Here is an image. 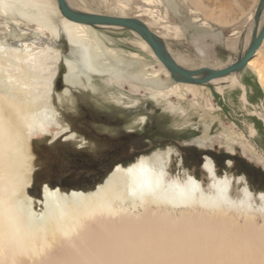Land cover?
<instances>
[{
	"label": "bare ground",
	"instance_id": "bare-ground-1",
	"mask_svg": "<svg viewBox=\"0 0 264 264\" xmlns=\"http://www.w3.org/2000/svg\"><path fill=\"white\" fill-rule=\"evenodd\" d=\"M66 1L78 13L103 15L80 7L78 3L85 4L86 0ZM112 1L99 0L119 10L120 15L110 17L131 19L127 16L131 0H116L115 5ZM183 1L192 4L190 14L194 22H202L201 27L206 30L209 22L227 27L245 18L247 24L251 23L249 29L254 32L245 53L264 23L261 0H234L239 12L236 15L232 13L236 8L228 13L221 9L216 15L214 10H206L202 0ZM175 2L146 0L145 3L166 5L168 9L174 8ZM254 5L258 6L253 9ZM167 9L165 14L144 10L153 22L141 19L139 14L132 18L158 35L180 67L190 71L220 70L234 63L219 68L205 65L189 68L190 58L174 53L164 40L170 34L185 38L181 27L171 23ZM7 19L16 20L19 27L25 24L26 30L31 29L37 37L28 39L25 32L9 43V37H16V32L6 25L0 27V36H5L0 37V264H264V223L259 224L254 214V211L260 216L259 212L264 213V194H259L261 204L256 205L253 192L244 186L241 198L233 199L231 189L235 180L226 175L219 177L215 162L208 156L203 167L210 181L208 189L189 173L183 178L170 174L173 153L169 149L141 156L128 165H117L89 191H65L46 184L40 200L36 201L30 193L36 161L33 145L51 143L70 129L55 104L54 92L60 81L70 87L97 91L94 84L97 77H107L109 85H121L129 76L134 81L130 83L132 91L138 94L144 90L142 84L160 85V77L164 76L174 82L171 88L152 86L150 91L157 102L166 101V106L178 117L186 113L185 107L181 101L172 103V96L185 100L187 92L196 98L198 87L203 85L215 86L220 94L239 88L243 104L251 106L254 114L264 121V113L249 103L241 77L247 68L252 69L264 90V60L260 62V57L264 58V41L244 71L201 85L174 81L137 32L121 26L76 23L62 15L57 0H0V20ZM155 25L164 32L154 31ZM107 30H128L133 45L152 59L157 69H145L144 58L137 52L125 54L123 50L110 48L108 42L112 40L104 34ZM221 36V32L214 34V38ZM59 41L77 56H65L57 46ZM194 44L202 56L204 48L196 40ZM236 44V40L232 41L229 48ZM70 92L67 88L58 101L62 102ZM107 98L120 102L108 92ZM142 120L145 119L137 118L134 124ZM182 120L185 123L184 117ZM129 169H133L131 175ZM133 175L137 177L135 187L131 182Z\"/></svg>",
	"mask_w": 264,
	"mask_h": 264
},
{
	"label": "rangeland",
	"instance_id": "rangeland-1",
	"mask_svg": "<svg viewBox=\"0 0 264 264\" xmlns=\"http://www.w3.org/2000/svg\"><path fill=\"white\" fill-rule=\"evenodd\" d=\"M114 1L113 5L116 3V0ZM176 1L174 8L167 9L166 5H148L146 0H131V10L127 11V16L132 18L139 14L138 16L142 15L141 19L153 22L150 16L144 14V10L151 9L165 14L167 9L171 23L181 27L185 38L179 39L170 34L172 38L169 36L164 40L174 53H181L190 58L189 68L203 65L216 68L229 66L244 55L249 37L251 38L254 32V29H249L252 24H247L245 18L227 27L209 22L206 30L201 27L202 22H194V16L190 14L193 8L190 2ZM202 3L208 12L214 10L216 15L220 14L221 9L228 13L236 8L232 12L233 15L239 13L234 0H202ZM78 4L106 16L120 15L119 10L103 5L99 0H86L85 4ZM257 6L254 5L253 9ZM203 18L205 17L202 13ZM15 21L0 20V27L6 25L12 32H16V37H9V43L19 39L25 32L28 39L37 37L31 29L26 30L25 24L19 27ZM153 30L164 32L159 25L153 26ZM219 32L222 34L221 38H214V34ZM233 32L238 34L234 36ZM104 34L114 42H108L110 48L123 50L125 54L137 52L144 58L146 65L142 66L146 67L145 69H157L156 63L133 45V37L128 30H107ZM193 39L204 48L202 56L197 52ZM234 40L237 44L231 49L229 45ZM57 46L68 58H73L71 55L77 56L66 48L62 41H59ZM204 50L206 57H203ZM263 60L264 58L260 57V62ZM243 73L241 75L248 91L249 103L264 113V90L256 73L252 69ZM106 79L107 77L94 79L97 91L85 90L79 86L70 87L65 85L63 80L55 88L56 108L63 114L65 123L86 139L90 146L82 149L77 142L70 141H59L55 144L43 141L33 145L36 161L30 193L36 201L41 199L42 187L46 184L65 191H89L101 183L117 165H128L141 156H153L157 152L171 149L173 156L168 169L173 177L180 175L183 178L189 173L201 180L208 189L210 181L203 170L208 156L215 162L219 177L226 175L235 180L231 189L233 199H240L243 187L247 186L253 192L254 203L261 204L258 196L264 194V123L254 114L251 106L243 104L242 91L239 88L227 89L224 94H220L215 86L203 85L198 87L196 98L190 93L186 94L187 92H184L185 100L170 97L172 103L181 101L185 107L183 123L182 115L174 116L166 106V101L157 102L153 98L150 91L153 85L142 84L144 90L134 94L130 85L134 81L129 76L121 85H109ZM160 80V85L153 86L155 89H170L174 83L172 79L164 76H161ZM67 88H70L69 96L73 101L66 96L67 99L63 97V101L59 102L58 97L63 95L62 92ZM106 92L113 98H118L120 102H112L108 98L106 100ZM137 118L145 120L134 124ZM251 130H255V133L252 134ZM227 136L230 138H226ZM256 212L254 211L257 222L264 223V213L259 212L260 216Z\"/></svg>",
	"mask_w": 264,
	"mask_h": 264
},
{
	"label": "water",
	"instance_id": "water-1",
	"mask_svg": "<svg viewBox=\"0 0 264 264\" xmlns=\"http://www.w3.org/2000/svg\"><path fill=\"white\" fill-rule=\"evenodd\" d=\"M62 15L76 23L96 25L121 26L126 29L137 32L154 50L158 59L170 71L172 78L176 82L208 84L214 79L224 77L235 71H244L249 61L255 56L257 50L264 41V23L261 31L256 35L249 46L247 52L229 67L220 70L203 68L196 71H190L180 67L171 56L163 41L151 31L146 24L138 19H127L110 17L105 15L83 14L71 9L66 0H57ZM260 6L264 9V0H261Z\"/></svg>",
	"mask_w": 264,
	"mask_h": 264
},
{
	"label": "flooded vegetation",
	"instance_id": "flooded-vegetation-1",
	"mask_svg": "<svg viewBox=\"0 0 264 264\" xmlns=\"http://www.w3.org/2000/svg\"><path fill=\"white\" fill-rule=\"evenodd\" d=\"M70 126V125H69ZM66 134V135H65ZM63 135V137H65V139L63 140L62 136L59 138H56L54 141H52L50 144H55L58 143L59 141H61L60 143H64V142H77L79 145V148H87L88 146H90V143L86 141V139H84L82 136H80L78 133H76L75 131H73L72 127L70 126V129ZM73 134L76 135L73 136ZM73 137H75V139H73ZM84 142V145L81 146V143ZM46 143H48V141H46Z\"/></svg>",
	"mask_w": 264,
	"mask_h": 264
},
{
	"label": "clouds",
	"instance_id": "clouds-1",
	"mask_svg": "<svg viewBox=\"0 0 264 264\" xmlns=\"http://www.w3.org/2000/svg\"><path fill=\"white\" fill-rule=\"evenodd\" d=\"M131 182H132L133 187H135L136 184H137V177L133 175V176L131 177Z\"/></svg>",
	"mask_w": 264,
	"mask_h": 264
},
{
	"label": "crops",
	"instance_id": "crops-1",
	"mask_svg": "<svg viewBox=\"0 0 264 264\" xmlns=\"http://www.w3.org/2000/svg\"><path fill=\"white\" fill-rule=\"evenodd\" d=\"M248 69L250 70V68H247L246 70H248ZM246 70H245V71H246ZM245 71H244V72H245ZM243 75H244V73H243ZM243 79H244V78H243V76H242V80H243ZM246 89H247V88H246ZM246 91H247V90H246ZM247 97H248V91H247ZM248 100H249V99H248ZM252 105H253V104H252ZM255 108H256V107H255ZM258 119H259V118H258ZM260 120H261V119H260ZM261 121H262V120H261ZM262 122L264 123V121H262ZM256 135H257V133H256Z\"/></svg>",
	"mask_w": 264,
	"mask_h": 264
},
{
	"label": "snow or ice",
	"instance_id": "snow-or-ice-1",
	"mask_svg": "<svg viewBox=\"0 0 264 264\" xmlns=\"http://www.w3.org/2000/svg\"><path fill=\"white\" fill-rule=\"evenodd\" d=\"M133 173V169L128 170V174L131 175Z\"/></svg>",
	"mask_w": 264,
	"mask_h": 264
}]
</instances>
